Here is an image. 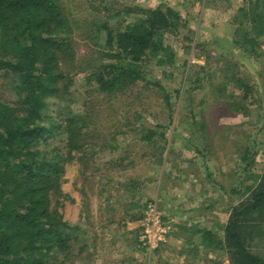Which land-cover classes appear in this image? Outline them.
<instances>
[{"label": "rangeland", "instance_id": "374dc122", "mask_svg": "<svg viewBox=\"0 0 264 264\" xmlns=\"http://www.w3.org/2000/svg\"><path fill=\"white\" fill-rule=\"evenodd\" d=\"M244 3L245 0H61L73 31L72 59L64 66L74 74L75 99L71 106L61 102L54 117L58 113L64 118L81 114L87 126L82 142L88 146V166H67L66 195H62L65 207H56V198L52 203L71 226L82 231L68 264H191L187 259L175 262L172 257L169 244L176 242H170V238L175 239L176 234L153 255L140 249L141 220L151 203H156L164 220L173 224L172 233L178 232L177 238L183 244L197 247L200 258L196 264H206L204 255L211 256L208 264H230L226 253L204 251L200 237L194 236L192 230L194 222L209 220L212 217L207 215L218 209L221 217L229 220L234 205L232 182L243 170L236 151L247 143L245 136L249 132L252 137L248 144L254 145L258 154L255 165L246 173L263 171L264 150L260 146L264 145V45L257 50L261 56L258 60L236 48L232 39L234 16ZM135 7H168L179 14L185 28L179 35H166L164 39L174 51V64L152 66L148 81L126 94L97 93L93 85H86V72H80L87 65L94 66L99 58L103 41L95 37L96 26L106 16ZM233 64L241 67L238 71L256 88V103L250 107L249 115L233 114L224 101H215L206 80L202 89L192 90L191 96L196 102L206 98L205 106L191 108L190 96L182 94L187 88L184 81L191 77L186 75L187 70L193 67L194 73L195 66H207L210 74L219 71L214 81L218 87L224 78L221 70L229 71ZM9 84L10 79L0 74V92H7ZM165 95L169 96V105L163 101ZM193 114L198 117L195 130L191 126ZM202 123L207 125L203 132L199 129ZM158 126L164 127L157 129ZM148 130L163 132L169 142L168 160L162 165L158 149L141 141L142 133ZM206 133L208 139L203 137ZM158 145L161 146L160 139ZM80 166H85L81 172ZM184 238H190L189 242Z\"/></svg>", "mask_w": 264, "mask_h": 264}, {"label": "trees", "instance_id": "16d2710c", "mask_svg": "<svg viewBox=\"0 0 264 264\" xmlns=\"http://www.w3.org/2000/svg\"><path fill=\"white\" fill-rule=\"evenodd\" d=\"M182 28L181 17L168 7L126 8L106 16L94 33L103 41L99 58L94 66L80 69L86 72V85L108 96L130 92L148 81L152 66H173L174 51L164 39L179 35ZM233 28L234 46L260 60L257 50L264 45V0H245L235 13ZM72 32L61 0H0V74L10 79L7 92H0V264H68L74 244L79 243L81 229L71 226L56 208L65 207L67 166L87 165L88 158V146L82 142L87 126L81 114L54 117L61 102L70 105L75 99V77L64 66L72 59ZM206 67L195 66L194 73L193 67L187 70L191 77L184 81L187 88L182 94L190 96L191 108L205 106L206 98L196 102L191 96L206 80L215 101H224L233 114L248 116L256 103V88L238 71L241 67L233 64L229 71L222 69L224 78L218 87L214 81L219 71L213 75ZM163 101L169 105V96ZM191 123L194 129L196 114ZM206 128L205 123L199 126L201 132ZM142 134L141 141L158 149L160 165L167 162L165 134L154 130ZM203 137L208 139L207 133ZM251 137L249 132L247 143L236 151L244 175L258 154L248 144ZM260 147L264 150L263 144ZM84 168L80 166L79 172ZM246 179L254 182L245 192L254 188L253 192L232 207L220 250L230 264H264L246 243L249 223L264 214V172L247 174Z\"/></svg>", "mask_w": 264, "mask_h": 264}, {"label": "crops", "instance_id": "0c3cea01", "mask_svg": "<svg viewBox=\"0 0 264 264\" xmlns=\"http://www.w3.org/2000/svg\"><path fill=\"white\" fill-rule=\"evenodd\" d=\"M253 166L251 167V169L253 168ZM255 167L257 168V166ZM262 170L263 171L259 170V172L254 171V172L246 173V175L247 174L251 175V173L255 175H260L264 172V166ZM246 175L245 177H243V174L240 171V174L236 175L234 181L232 182L233 183L232 186L235 190V193L233 194V198H234L233 207L234 208L237 207L238 204H240L242 201H244L245 198H247L250 195V191L253 192L254 188H252V190H250L249 192H245V189L251 186L254 182L253 180H247ZM243 192H245V194H243ZM258 215L259 214L256 213L255 216L253 217L255 218ZM207 216L212 217V218H210L209 220H203L201 224H199V221L194 222L195 226L192 230L194 231L193 235L200 237V241H202L201 246L204 249V251L209 252V250H212L215 254H221L222 251L220 250L221 245L219 244V241L223 239L224 229L226 228L228 220L225 221V219L221 217L220 209H218L217 211H214L213 215L210 214ZM249 224L250 225L246 233L247 246L250 248V251L253 255L260 257L264 261V214L261 216V219H257V221H254V219H252ZM189 227L191 228L190 224H189ZM174 234H176V238L179 235L178 232L172 233L171 235L173 236ZM176 238L175 239L174 238L172 239V237L170 238L171 240L170 242L175 241L176 244H169L171 252L174 253L172 257L176 258L175 262L176 261L180 262L179 260L183 261V259H187L188 263H191V264L198 263L200 256L198 255L197 247L194 244H186V243L183 244L179 238L177 239ZM184 239H185V242H189L190 238L189 239L184 238ZM210 239L214 240V243L216 241V244H210L209 243ZM217 245L219 248L215 249L214 246H217ZM210 257H206V255H204L203 261H206L205 262L206 264L210 263L211 262ZM180 263H183V262H180ZM229 263H230V260H229Z\"/></svg>", "mask_w": 264, "mask_h": 264}, {"label": "built area", "instance_id": "2783aa9c", "mask_svg": "<svg viewBox=\"0 0 264 264\" xmlns=\"http://www.w3.org/2000/svg\"><path fill=\"white\" fill-rule=\"evenodd\" d=\"M140 227L139 246L149 256L166 244L173 232V224L164 220L156 203H151L146 207Z\"/></svg>", "mask_w": 264, "mask_h": 264}]
</instances>
